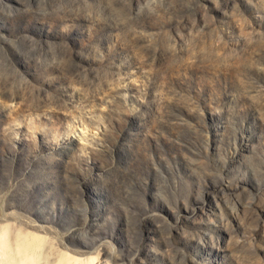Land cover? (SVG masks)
<instances>
[{
  "label": "rangeland",
  "instance_id": "obj_1",
  "mask_svg": "<svg viewBox=\"0 0 264 264\" xmlns=\"http://www.w3.org/2000/svg\"><path fill=\"white\" fill-rule=\"evenodd\" d=\"M0 225L264 264V0H0Z\"/></svg>",
  "mask_w": 264,
  "mask_h": 264
},
{
  "label": "bare ground",
  "instance_id": "obj_2",
  "mask_svg": "<svg viewBox=\"0 0 264 264\" xmlns=\"http://www.w3.org/2000/svg\"><path fill=\"white\" fill-rule=\"evenodd\" d=\"M49 240L22 228L0 225V264H96L94 257H80L57 250ZM52 246V245H51Z\"/></svg>",
  "mask_w": 264,
  "mask_h": 264
}]
</instances>
